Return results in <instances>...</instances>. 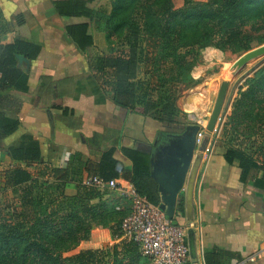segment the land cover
I'll list each match as a JSON object with an SVG mask.
<instances>
[{
    "label": "trees",
    "instance_id": "trees-1",
    "mask_svg": "<svg viewBox=\"0 0 264 264\" xmlns=\"http://www.w3.org/2000/svg\"><path fill=\"white\" fill-rule=\"evenodd\" d=\"M48 1L60 18L70 22L65 32L72 45L81 52L91 48L88 27L97 0ZM107 1L110 13L99 32L106 33L109 46L110 36L120 38L125 50L90 58L92 79L100 90L111 94L116 107L150 119L165 134L185 132L175 101L180 86L194 83L190 71L198 50L240 56L253 43H264V36L259 35L264 34V0H185L179 9L173 0ZM25 24L24 17L17 15L12 21L17 32L14 42L0 41V151L13 163L0 170V180L7 189L23 191L9 220L0 222V264H152L126 239L113 250H75L94 228L109 225L113 240L123 236L122 224L131 213L129 200L127 209L109 207L103 196L110 190L87 187L85 178L129 184L139 196L159 206L158 187L150 177V154L121 149L131 167L118 171L116 151L111 148L97 162L76 159L70 167L58 169L45 165L41 146L30 135L4 148L5 140L20 127L18 120L4 115L19 108L10 93L25 92L28 83L16 56L34 61L41 50L24 33ZM8 29L0 23V35ZM237 95L219 135L225 141L224 159L239 164L242 183L258 175L264 182V66L239 87ZM156 132L152 126L143 127L149 144ZM239 139L241 144H235ZM247 143L250 147L243 149ZM177 208L181 211V205ZM231 259L226 251L204 252L205 264H227Z\"/></svg>",
    "mask_w": 264,
    "mask_h": 264
},
{
    "label": "crops",
    "instance_id": "crops-1",
    "mask_svg": "<svg viewBox=\"0 0 264 264\" xmlns=\"http://www.w3.org/2000/svg\"><path fill=\"white\" fill-rule=\"evenodd\" d=\"M17 15L24 17V33L41 50L36 60L18 62L28 83L25 92L10 93L19 101V108L4 115L18 120L20 127L5 140L4 148L22 135H30L40 144L45 165L58 169L70 167L76 159L97 162L114 148L118 171L131 167L121 153L127 148L150 154L154 181L162 172L172 175L168 167L177 162L168 163L167 156L180 149L181 136L165 134L150 119L116 107L111 94L100 90L92 79L88 60L108 53L103 34L91 33L89 26L93 46L81 52L66 35L70 22L60 18L48 0H0V23L9 28L0 35L4 44H12L16 38L12 21ZM194 93L187 92L182 101L187 112L182 110L185 118L180 122L186 128L195 126L187 107ZM148 125L157 129L152 144L143 134ZM210 143H215L211 154L194 152L172 219L185 231L188 262L205 264L204 252L217 249L231 254L227 264H264V182L258 175L256 180L242 183L239 164L224 159L226 147L220 137H209ZM0 160L7 167L13 165L4 150ZM158 194L160 197L159 188Z\"/></svg>",
    "mask_w": 264,
    "mask_h": 264
},
{
    "label": "rangeland",
    "instance_id": "rangeland-1",
    "mask_svg": "<svg viewBox=\"0 0 264 264\" xmlns=\"http://www.w3.org/2000/svg\"><path fill=\"white\" fill-rule=\"evenodd\" d=\"M185 0H173L174 7L179 9L183 6ZM193 2H199L202 0H191ZM93 21L90 22V32H99V29L103 26V18L107 17L110 13V2L107 0H97L93 4ZM89 34V28H88ZM90 35V34H89ZM259 35L264 36L260 33ZM104 41L107 44L106 33L103 34ZM110 46H108V53L110 54L113 50L114 55H118L121 51L125 50L121 39L115 36H110L109 38ZM264 44V43H263ZM261 44V45H263ZM256 43L252 44L251 50L257 48ZM250 50V51H251ZM220 52V51H219ZM245 54V53H244ZM232 56L230 54H224L222 52L216 53L210 49L204 48L198 50V59L195 66L190 71V77L193 80V84L180 86L177 94V99L175 101V106L177 107L181 118L182 110L186 111L184 107L183 97L189 91H195L193 94V99L187 104L188 110L193 115V124L202 129L206 130V125L211 115L217 92L223 82L228 84V89L226 92L224 104L222 111L220 113V119L217 121L215 126V131L208 134L209 137H215L220 135L223 125L226 123L227 115L231 110L232 104L238 99V89L239 87L249 78L253 77L254 73L264 66V55L254 58L248 61L241 68H236L237 61L244 55ZM89 58V57H88ZM181 111V112H180ZM185 118V117H184ZM200 131V130H199ZM233 139V138H232ZM222 144L225 141L220 138ZM235 144H241V139L234 140ZM250 147L247 144H243L242 148L247 149ZM1 171H4L8 167L5 165L3 160H0ZM31 173L36 174L33 169H29ZM43 179L37 183L40 185ZM23 191H14L12 189H7L4 187V183L0 180V222L8 221L12 212L14 211V204L17 203L20 195ZM103 200L107 203L109 207H117L127 209L129 203L126 202V198L121 195V193L116 191H109ZM109 225L102 228H94L91 233L87 235L85 239L79 241L76 251L83 249H93V250H113L117 245L125 243L123 236H118L115 240L111 238ZM120 247V246H119ZM120 249V248H119Z\"/></svg>",
    "mask_w": 264,
    "mask_h": 264
},
{
    "label": "built area",
    "instance_id": "built-area-1",
    "mask_svg": "<svg viewBox=\"0 0 264 264\" xmlns=\"http://www.w3.org/2000/svg\"><path fill=\"white\" fill-rule=\"evenodd\" d=\"M203 129L196 136V144L203 139ZM215 143H210L205 153L211 154ZM87 187L110 190L121 193L130 202L131 213L122 224L124 239L133 241L140 254L152 264H186L189 260V248L185 231L181 226L168 219L159 206L150 204L139 196L129 184L119 181L104 182L98 177H87L83 181Z\"/></svg>",
    "mask_w": 264,
    "mask_h": 264
},
{
    "label": "water",
    "instance_id": "water-1",
    "mask_svg": "<svg viewBox=\"0 0 264 264\" xmlns=\"http://www.w3.org/2000/svg\"><path fill=\"white\" fill-rule=\"evenodd\" d=\"M263 55L264 44L251 51L246 52L237 61L236 68L239 69L248 61ZM16 59L19 63L27 62V59L22 56H16ZM227 89L228 84L226 82H223L217 92L216 100L206 125V130L205 132H203V139L201 144H196V136L200 128L196 125L186 128L185 132L180 135L181 138H179L182 139L180 149L175 150L173 156H167L168 163H171L172 160H175L177 162V165L175 167H168L172 175L166 176V173L168 172H162L154 177L160 193L159 209L163 211L166 217L170 220L173 219L176 202L179 194L183 189L186 175L193 160L194 152L197 151L200 154L204 153L209 141L208 134H211L215 131L217 121L220 119L219 116L222 111ZM186 132L190 133L187 134Z\"/></svg>",
    "mask_w": 264,
    "mask_h": 264
},
{
    "label": "bare ground",
    "instance_id": "bare-ground-1",
    "mask_svg": "<svg viewBox=\"0 0 264 264\" xmlns=\"http://www.w3.org/2000/svg\"><path fill=\"white\" fill-rule=\"evenodd\" d=\"M193 98H194V97H193ZM193 98H192V99H193Z\"/></svg>",
    "mask_w": 264,
    "mask_h": 264
}]
</instances>
